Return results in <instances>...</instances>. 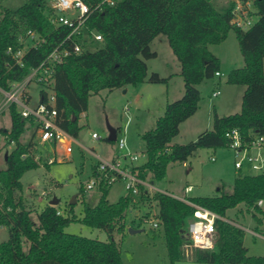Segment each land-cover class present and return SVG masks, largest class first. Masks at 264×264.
I'll list each match as a JSON object with an SVG mask.
<instances>
[{
    "label": "trees",
    "instance_id": "16d2710c",
    "mask_svg": "<svg viewBox=\"0 0 264 264\" xmlns=\"http://www.w3.org/2000/svg\"><path fill=\"white\" fill-rule=\"evenodd\" d=\"M84 1L94 8L100 0ZM251 1L253 14L258 18L246 29L232 22L234 0L224 6L217 5L216 0H116L113 5L104 4L93 11L86 29H95L103 39L95 43L94 49L73 53L56 66L51 87L56 95L60 126L77 138L80 115L87 110L89 97L101 90L112 91L142 82L167 83L170 77L149 72L146 61L158 55L151 47L152 41L165 34L181 64L184 93L167 102L155 127L143 132L147 160L137 166L141 178L164 177L169 163L185 162L200 148L229 147L230 138L226 133L234 128L244 141L264 134V0ZM53 12L49 0H26L18 6L4 5L0 0V84L3 87H8L10 80L25 77L68 35L70 27L52 23ZM28 29L45 35L47 42L29 51L23 65L9 68L7 63L12 59L7 49ZM231 30L236 32L244 64L232 69L227 81L246 86L241 110L225 115L215 111L211 129L202 131L188 143H174L181 123L199 108L202 98L199 85L221 71V59L209 45L224 41ZM10 117L11 127L0 129L15 141L7 154L6 167L0 169V226L7 227L9 232L8 239L0 241V264H124L115 235L124 232L128 211L145 202H155L158 206L157 218L163 228L170 262L185 258L186 228L195 207L167 192H152L146 186H142L138 196L125 194L110 202L111 185L104 182L99 188L98 203L86 204L82 217L74 214V203L69 204L71 214L68 215L59 213L57 205L47 204L38 213L36 222L24 200L16 194L23 189V174L40 166L41 160L35 157V132L27 141L21 139L27 124L33 120L23 119L15 105L10 108ZM105 139L110 141L108 137ZM96 168L97 165L93 171ZM238 172L231 193L189 197L195 204L219 215L215 219V247L194 249L191 253L197 261L264 264V255L249 254L244 244L245 229L221 218H226L228 209L244 204L253 211L258 223L264 222V208L258 204L260 199L264 200V173ZM73 221L103 229L108 240L66 231ZM25 243H28L27 249Z\"/></svg>",
    "mask_w": 264,
    "mask_h": 264
},
{
    "label": "rangeland",
    "instance_id": "374dc122",
    "mask_svg": "<svg viewBox=\"0 0 264 264\" xmlns=\"http://www.w3.org/2000/svg\"><path fill=\"white\" fill-rule=\"evenodd\" d=\"M24 1L26 0H3V4L18 6ZM230 1L233 0H216V3L219 6H224ZM234 1L237 3L241 0ZM244 7L249 10L250 14L255 11L251 0L246 1ZM257 18L258 16L253 14V19L256 20ZM151 47L157 51L158 55L146 60L149 72L157 71L161 76H169L170 81L167 84L143 82L137 85H127V92H124L125 87H123L112 91L104 89L92 94L89 97L87 110L80 115L79 125L81 128L73 143V151L70 154H62L63 147L58 146V152L54 154L56 160L48 163V165L46 161L50 155H53L54 146L46 144L43 148L38 144L37 153L41 154L40 166L29 169L23 174L21 178L23 189L16 193L24 200L27 208L31 210V216L36 222L38 221V213L47 204H50V200L54 197L60 200L57 204L60 211L68 215L71 214L70 201L76 195L73 212L78 217L83 216L86 204L94 206L98 203L101 195L100 189L98 187L86 189L93 174V168L99 162L97 155L110 160L121 154L116 142L105 139L109 135V126L121 128L118 131V138L125 136L129 149L139 155L138 164L147 160L146 144L142 138L143 132L154 128L158 117L163 115L165 94L169 95L171 99L169 101H173L180 98L184 93V80L179 74L181 64L173 52L167 36L165 34L158 35L152 41ZM209 48L221 59V75H215L199 85L202 97L199 108L182 122L179 134L173 139L174 143H188L195 140L202 131L211 129L215 111L220 115H225L241 110L246 86L231 84L227 81L229 72L244 64L236 32L231 30L224 41L210 44ZM32 88L34 92L32 105H34L38 100L36 94L41 88L38 86H32ZM216 90H220L221 93L213 96V92ZM125 107L129 108L127 113ZM128 119L127 130L124 132L122 129ZM0 127L6 129L11 127L9 112L0 115ZM35 129V124H28L21 139L27 141L32 137ZM93 132L99 133L100 137L93 138ZM13 148L14 144L7 143L0 135V169L6 167L5 156ZM212 156L216 159L212 160ZM234 162L235 154L231 148L204 147L198 149L185 162L173 161L169 163L164 177L158 179L150 175L146 181L154 187L167 189L178 197L231 193L234 178L239 173ZM241 172L249 173V166L245 165ZM189 184L193 185L194 189L186 194L184 188ZM82 188L83 191L85 189L84 192ZM126 193L125 183L119 180L110 186L108 199L110 202H115ZM260 206L264 208V202ZM252 212L244 204H239L228 209L225 217L245 229L244 244L248 247L249 254L264 255V222L258 223ZM157 213L158 206L155 202L141 203L128 211L127 226L124 232L115 235V239L121 245L124 264H172L168 255L163 228L161 224L154 227L152 220H150L153 217L157 220ZM144 218L149 221H144ZM130 228L137 231L131 232ZM250 230H257L258 235L254 236ZM66 231L108 240V235L103 229L87 226L80 221L71 222L66 227ZM8 237L7 227H0V241L7 240ZM24 248H28V243H25ZM173 264L217 263L197 261L189 251V253H185V258L175 261Z\"/></svg>",
    "mask_w": 264,
    "mask_h": 264
},
{
    "label": "built area",
    "instance_id": "2783aa9c",
    "mask_svg": "<svg viewBox=\"0 0 264 264\" xmlns=\"http://www.w3.org/2000/svg\"><path fill=\"white\" fill-rule=\"evenodd\" d=\"M115 2L116 0H100L94 8H90L84 0H49V5L54 10L50 15L52 23L56 26H68L71 29L70 32L25 77L20 80H10L6 88L0 84V115L6 112L10 114L11 106L15 105L17 112L23 119L29 122L33 120L28 124L36 125L34 131L35 147L38 148V144L43 148L46 144L54 146L53 155L48 157L47 163L56 160L54 154L58 152V146L63 147L62 154H70L73 151L75 141V138L58 122L56 95L51 87L54 83L56 66L64 62L73 53H81L85 48L94 49L95 43L100 42L103 36L95 29L87 30L86 22L93 11L101 9L104 4L113 5ZM244 3L241 1L236 3L233 9L232 22L236 26L246 29L253 24L254 19L249 10L244 7ZM46 42L47 37L37 30L28 29L24 34H20L17 43L7 49V53L12 59V62L7 63L9 68L13 65H23L25 55L31 50H37ZM216 75H221V73L217 72ZM32 86L41 88L36 94L38 100L34 105H32L34 97ZM219 93L220 91L216 90L213 92V96ZM128 110L129 108L125 107L126 113ZM128 123L129 119L122 129L124 132L127 130ZM2 128L0 127V129ZM0 135L6 142L10 140V143L15 145V141L11 140L7 133L0 131ZM226 135L230 138L228 148H231L235 154L234 166L236 170L241 171L245 165H248L249 173H264V134L255 135L250 141H244L239 130L234 128L229 130ZM92 137L97 139L100 136L99 133L93 132ZM116 143L121 153L120 156L107 160L97 155L99 162L87 183L86 189L100 188L104 182L112 185L114 182L122 180L125 183L126 194L132 196H138L142 186H146L150 191L151 189L159 190L141 178L137 167L139 155L129 149L125 136L118 138L117 133ZM45 150L47 151V149ZM35 157L40 160L41 154L36 152ZM211 159L215 160L216 158L212 156ZM193 189L191 184L184 188L186 194ZM178 198L195 207L193 215L188 219L186 228L188 237V242L184 244L186 253L192 252L194 249H213L216 239L215 219L219 215L208 208L195 204L187 195ZM263 202L264 200L260 199L258 204L262 205ZM58 212L60 213V210ZM150 220H152L154 227L159 226L158 219L153 217ZM144 221L149 220L144 218Z\"/></svg>",
    "mask_w": 264,
    "mask_h": 264
},
{
    "label": "water",
    "instance_id": "95a60500",
    "mask_svg": "<svg viewBox=\"0 0 264 264\" xmlns=\"http://www.w3.org/2000/svg\"><path fill=\"white\" fill-rule=\"evenodd\" d=\"M109 128V135H108V139L110 140V141H115L116 139H117V128H114V127H112V126H109L108 127ZM5 158L7 159V155L5 156ZM59 198H57V197H54V198H52L51 200H50V204L51 205H57L58 203H59ZM76 201V195H74L73 197H72V200L70 201V203H74ZM130 231L131 232H136L137 230H135V229H132V228H130Z\"/></svg>",
    "mask_w": 264,
    "mask_h": 264
},
{
    "label": "crops",
    "instance_id": "0c3cea01",
    "mask_svg": "<svg viewBox=\"0 0 264 264\" xmlns=\"http://www.w3.org/2000/svg\"><path fill=\"white\" fill-rule=\"evenodd\" d=\"M180 75H181V70H180V73H179ZM182 76V75H181ZM170 81V80H169ZM143 83V82H142ZM145 83V82H144ZM168 83V82H167ZM166 83V84H167ZM163 85L165 84V83H162ZM141 89V88H140ZM160 89H163V88H160ZM167 90V89H166ZM168 91H169V88H168ZM220 91V90H219ZM124 92H127V88H126V86H125V90H124ZM165 93V92H164ZM220 93H221V91H220ZM219 93V94H220ZM219 94H217V95H219ZM166 96H164V98H163V109H165V106H166V104H167V102H169V100H171L170 99V97H169V95L168 94H165ZM216 95V96H217ZM217 110H218V108H217ZM220 115V114H219ZM182 124V123H181ZM76 139V138H75ZM158 189L159 190H161V191H164V192H167V193H169V194H172L171 192H169V190H167V189H165V190H163V188L162 187H158ZM193 191V190H192ZM173 195V194H172ZM0 227H4V226H0ZM250 232L254 235V236H256V235H258V232H257V230H250Z\"/></svg>",
    "mask_w": 264,
    "mask_h": 264
}]
</instances>
